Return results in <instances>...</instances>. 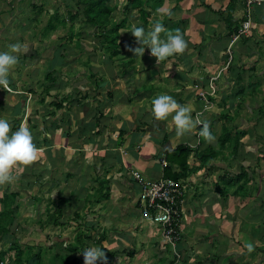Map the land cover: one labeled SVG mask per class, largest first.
Instances as JSON below:
<instances>
[{
  "label": "crops",
  "instance_id": "crops-1",
  "mask_svg": "<svg viewBox=\"0 0 264 264\" xmlns=\"http://www.w3.org/2000/svg\"><path fill=\"white\" fill-rule=\"evenodd\" d=\"M186 2H170L172 7L175 3L180 5L170 17L184 21L182 27L188 43L183 53L158 62L150 48L146 47L133 74L128 77L109 74L107 80L99 82L96 90L90 89L93 83H81L82 91L77 93L76 101L66 98L73 91L74 81L69 84L70 91H66V85L36 99L33 95L38 92V85L19 86L17 77L9 73V84L6 88L0 86V111L4 110L0 114L9 120L10 132L21 124L29 127L33 142L41 149L37 160L28 165L18 163L11 170L15 178L21 177V180L17 178L21 187H32L29 193L33 196L42 189L47 195L53 188L55 193L60 190L65 196H84L85 204L81 211L98 205L94 206L96 210L87 214L85 219L88 221L100 220L105 227H113L112 220L121 218L122 225L133 228L131 234L134 237L145 233L152 239L155 236L154 240L158 242L161 238L159 226L143 218L139 202L140 185L130 173L138 170L145 177L164 176L162 159L166 157V150H173L182 143L195 147L205 144L206 147L211 146L217 155L203 160L192 151L195 162L194 169L185 178L192 182H185L188 188L182 204V225L187 232L186 223H189L191 228L198 230V236L218 228L215 218L219 210H216L222 207V203L224 208L227 207V200L222 202L217 192L208 189L207 180H203L208 162L213 159L222 166L220 170L225 174L227 162L246 164L263 162L264 159L263 139L256 134H260L257 130H262L261 126H264L257 119L264 116L260 113L264 109V0L253 3L249 0H190L191 8H185ZM233 3L235 8L231 11ZM185 12H188L187 18L183 17ZM164 15L162 20H157L159 23L164 20ZM231 16L233 18L230 19ZM245 16L248 20L244 23L250 21L249 33L235 42L234 58L227 65V46L238 33L231 32L233 25H230V20L239 21L240 31L245 25L240 21ZM225 17L229 23L228 19L225 22ZM185 19H188L186 23ZM161 36L166 35L162 32ZM27 60L34 64L33 59ZM99 65L107 67L112 64ZM214 76H218L214 81L215 93H209L208 100L200 97V90L211 91ZM163 92L173 95L182 104H189L193 109V118L200 111L201 119L206 118L210 122L213 134L219 133L217 143L206 142L199 135L198 125L189 132L177 134L174 126L170 125V117L168 121L156 120L151 113L152 98ZM7 95H15L16 101L9 103ZM56 98L64 99L65 108L63 115H57V119L53 113V104L59 103ZM42 99L44 101H40ZM30 100L34 102L30 103ZM245 111H249V115H243ZM225 133L229 137L223 143L221 138ZM219 155L220 158L216 159ZM29 174L31 186L24 182ZM219 179L225 181L218 176L216 182ZM92 191L98 193L90 198L88 196ZM112 204L119 206V217L113 214L115 208ZM221 224L225 233L227 221L221 220ZM114 232L111 231L110 238L114 241L119 238L121 241L116 240L117 243L127 245L131 235L124 234L122 230L115 236ZM182 234L183 242L191 241L192 237L189 238L187 233L185 235L183 230ZM105 236L101 235V238ZM160 241L164 248L162 238ZM185 247L182 248L184 253L186 250V254L193 251L192 247Z\"/></svg>",
  "mask_w": 264,
  "mask_h": 264
},
{
  "label": "rangeland",
  "instance_id": "rangeland-1",
  "mask_svg": "<svg viewBox=\"0 0 264 264\" xmlns=\"http://www.w3.org/2000/svg\"><path fill=\"white\" fill-rule=\"evenodd\" d=\"M113 1L115 2L116 0ZM185 1H187L184 3L185 8H191L189 5L190 0ZM33 2L43 4V9L40 12H33L30 10V5ZM170 2L167 3V7H164V9L162 8L159 14L156 13L157 20H162L161 16H163L164 13H168L172 8L171 4L173 3ZM68 5L69 3H66L65 0H0V51H13L14 54L18 56V63L12 67L10 73H13L15 78L17 77L16 83L19 86L33 84L35 87L37 86L36 82L38 83L39 79L42 80L44 78V74L50 63L47 60V56L53 54V45L59 43V39L57 38L58 34H63L64 32L68 34L69 31L73 32V38H69L70 40H68V44L73 49V59L80 58L78 55L82 52L80 50L82 44L85 43L86 47L87 42L89 45H93L95 42L94 38L87 39V37L81 35L82 26L79 25L78 21H75L72 27L70 23H67L66 26L58 23L59 26L56 30L48 31V21L54 19L53 15L55 16V21L56 18L62 19L70 7ZM187 13L185 12L183 17L187 18ZM35 17L36 20H34ZM157 20L156 22H158ZM187 20L188 19H185V23ZM170 24L171 22L167 23V27ZM121 32L122 34L119 39L121 45L123 44L122 47H124V57L119 56L118 59L124 61L128 58V61L132 58L135 59V57L132 56L135 55L132 49L140 46L137 39H132V37L135 38V36H132L133 34L129 35V33L122 30ZM45 41H47V43H45ZM127 42H129V45ZM16 43H19L21 47L18 50H13L11 45ZM230 43L231 40L227 49ZM36 44L37 49L41 53L44 52L45 48L48 50L45 56L43 55L38 61L31 64L27 58H22L26 52L31 54V49H33ZM103 48L104 46L98 48L94 54L89 55L90 59L86 61L98 67L99 64H96V59H98V63H101V59L105 58V56L100 53V51L105 49ZM227 49L226 53L228 55ZM64 50H66V48H64ZM69 51L70 50H68V52ZM34 55H36L35 57L37 58L38 55ZM92 56L96 59L91 60ZM72 63H74V65L69 68H67L68 66L66 67L67 72L74 70L76 64L77 70L84 67L81 61ZM81 65L83 67H81ZM32 72H34V74H32ZM69 86L70 85L66 87V91H70ZM37 90L38 92H36L33 97L37 99L39 95L44 96L42 87L39 86ZM52 93L54 94L56 92L52 91ZM7 99H9V103H14L17 97L15 95H7ZM58 99L59 98H56V100ZM3 102L5 104V100ZM29 102L33 103L34 101L30 100ZM58 102L61 103L60 100H58ZM60 108L53 107V113L56 119L58 118L57 115H63L65 110L64 105ZM0 113H4V110L0 111ZM260 113L264 115V109H262ZM243 115H249V111H245ZM0 118L6 119L4 114H0ZM254 119L251 120L253 124L256 123ZM257 119L258 123L264 124V116H259ZM261 129L262 130H257L260 134H256L259 138L263 139L261 144L264 145V126H261ZM215 137L216 139L214 142L217 143L219 137L218 132H216ZM199 147L200 149H204L206 145H199ZM216 150L218 151L219 149L216 148ZM219 158L220 155L216 159ZM262 160L263 162L260 160L257 163L246 164H229L227 162L226 171L228 174L226 175L220 170L222 166L216 164L213 159L208 162V170L212 169V167H214V169L211 171L207 169L203 171L205 172L204 175H202L203 180H207L206 182L209 183L208 189L217 192L222 202L227 200V207L224 208V203L221 202L222 207L216 210L221 211H218L219 213L217 212V217L215 218L219 226L215 229H209L207 231L208 233L205 232L198 236V230L195 228L193 229V227L191 228L189 223H186L187 232H185L183 225L182 228L180 227L181 235H183V230V233H187L189 238L192 237L191 241L186 240L184 242H178L177 245L178 248L185 246L187 249L188 247L193 248V251H189V254L187 252L190 257L192 256L189 262L184 261L183 257L177 258L170 245L166 244L165 248H163L160 241L161 238L156 242L154 240L156 238L155 236L154 239H152L149 235H145V233L137 234V236L134 237V234H131L133 228H131L130 225H122L123 220L121 218L117 219L115 217V219L112 220L114 224L113 227H105L103 222H99L100 220H98V222L88 221L85 219L87 214L96 210L97 208L95 209L94 206L98 205L94 204L89 210L85 212L81 211V207L85 204L84 196H65L61 194L65 199L64 201H59L58 193H55L56 189L53 188L47 195L35 191L37 194L32 196L33 198L30 199V202L29 198L32 195L30 194L32 187H21L19 182L21 177L18 176L17 178H20V180L15 178L17 180H14L10 185H0V194L6 189L15 191L18 194H20V191L24 194L17 197L13 204V206L17 205L18 207L15 211L16 217L12 225V230L14 232L7 233L5 236L0 237V250L4 252V255L2 252L0 253V257H4L2 261L0 260V264H18L15 260V251L10 248L11 243L16 241L24 250L21 264H36L38 262V264H60L61 258L59 256L57 257V255L62 254L64 256V254L68 253H71L72 256L77 255V257L81 259L84 257L82 251L91 245L103 246L108 250V252H105L106 259L104 260V264H173V261L175 264H264V159L262 158ZM194 162L195 156H193V154L189 155V170L194 169ZM242 173H246V176L239 178V175ZM187 175H189V171ZM218 176H221L222 179H231L234 183L228 185L225 181L220 179V181L216 182L215 179ZM182 181L190 182L191 180L186 179ZM24 182H26L27 185H32L30 174L24 179ZM22 190H24V192H22ZM97 193V191H92L89 193L88 197L91 198ZM48 196H50V199H53V202ZM20 198H22V200ZM68 199H70V201H67ZM73 200L75 202H73ZM112 205L115 208L113 214L119 217V206L115 204ZM123 205L125 206V204ZM58 207L62 209V213L58 212L62 224H48L50 213L55 212ZM218 207H220L219 204ZM216 211H214V213ZM121 212H123V210H121ZM221 220L227 221V231L225 233H223V229L225 228L222 226ZM122 230L125 231L124 234L131 235L128 237L129 242L127 241V245L117 243L116 240H119V238L115 239V241L110 238L111 231H115L114 234L117 236L116 233ZM142 230L145 232L149 231L145 228ZM79 231L81 232V239H78ZM219 234L223 236L218 237ZM101 235L106 236L101 238ZM119 241H121V239ZM247 241L254 243L253 250H248L246 247ZM187 244L189 245L188 247ZM71 245H75L79 248L77 250L73 249V251L70 248ZM133 249H135L134 254H129L128 252ZM186 251L185 253L183 252V256H186ZM39 253L42 255V259L36 257V254ZM31 255L33 258L30 261Z\"/></svg>",
  "mask_w": 264,
  "mask_h": 264
},
{
  "label": "trees",
  "instance_id": "trees-1",
  "mask_svg": "<svg viewBox=\"0 0 264 264\" xmlns=\"http://www.w3.org/2000/svg\"><path fill=\"white\" fill-rule=\"evenodd\" d=\"M66 3H69L68 6L69 9L66 11V15L62 19H57L55 21V16L53 15L54 19H50L48 21L47 27L48 31H54L59 26L58 23L63 24L66 26L67 23L75 24V21L79 22V25L82 26L81 35H84L83 37L88 38H94L95 42L93 45H89L85 43L81 45V54L78 55L80 58L73 59V49L68 44V40L72 39L73 32L69 31L67 34L64 32L63 34H58L57 38L59 39V43L56 45L54 44V48L52 50L54 51L51 56H48L47 59L50 62L48 69L46 73L44 74V78L42 80L39 79L38 83L36 82V85L38 87H42V92L47 95L50 93V90L56 88H64L66 85L71 84V82L74 81L73 91L71 94L66 96V98H70L71 100H78L77 93H80L82 89L80 88L82 86L81 83H85V85H89V83H93V87L90 89L96 90L100 86V81H105L108 79L109 74H115V75H122L125 77H128L129 75L133 74L136 70L137 62L139 56L132 55L135 57V59L132 58L128 61V59L121 60L118 59L119 56L124 57L123 55V48L120 42V36L122 34V31H125L126 33H129V35H132V32L129 31L132 27V25H143L146 29L156 23V13H160L162 11V8H164L165 4L172 0H116L115 2L113 0H65ZM235 4H231L230 10L232 11L235 6ZM30 10L34 11H41L44 7L41 3H35L33 2L30 5ZM178 5L175 3V5L169 10L168 13L164 15V20L160 23H162L165 26V35L168 31H173L176 28H180L182 31H184V21L181 20L180 22L172 19L170 17V14L177 8ZM58 12V11H57ZM70 13V14H69ZM233 18V16L230 17V19ZM245 16L240 22H243L242 24H245L244 22L248 20V18ZM225 22L227 23V17L224 18ZM36 20V17L34 18ZM33 20V21H34ZM38 20V18H37ZM171 22L170 25L167 27V23ZM229 23V19H228ZM241 24V25H242ZM230 25H233V29L231 32L237 33L239 32V21L230 20ZM244 26V25H243ZM71 30V28H70ZM249 33V31H248ZM247 33V34H248ZM246 34V35H247ZM43 35V34H42ZM134 36V35H132ZM246 36H244L245 38ZM70 38V39H69ZM104 40V41H102ZM87 41V40H86ZM120 42V43H119ZM47 43V41H45ZM129 45V42H127ZM81 44V43H80ZM34 45V44H33ZM102 45V46H101ZM104 46V50L100 51L101 55H104L105 58L101 59L100 64H106L107 62H111V66H105L101 67V65H98V67L93 66L92 64H89L87 61L90 59L89 55L94 54V52L98 48H102ZM34 47V46H32ZM91 47V48H89ZM66 48V50H64ZM29 50V49H28ZM68 50H70L68 52ZM32 53H24V56L22 59H33L34 62L39 60L44 54H46L47 48H45L44 52H40L37 49L36 46L31 49ZM37 54V58L35 57ZM84 56V57H83ZM103 57V56H102ZM155 59L156 57L153 56ZM92 56L91 60H94ZM157 59V58H156ZM87 60V61H86ZM96 64L98 62V59H96ZM81 61L84 67L81 65V69L77 70V64L75 65L74 70H70V72H67L66 67L69 68L74 63ZM135 62L134 64H132ZM118 75V76H120ZM80 79V80H79ZM106 84V83H105ZM62 93H60L61 95ZM64 98V96H62ZM61 101V103L53 104L55 107H62V102L64 99H58ZM44 101V99L40 100ZM73 106V105H72ZM199 128L202 127V125H198ZM228 133L223 134L221 138V142L225 143L229 137ZM235 143H238L237 140L234 141ZM236 147V146H235ZM192 151H195L197 153V156H199L200 159L203 160H209L217 155L216 151L211 147L207 146L204 149H200L199 147L191 146L190 144L182 143L178 145L173 150H166V157L167 165L164 166V177L167 178H173L175 180H183L188 175L189 170V163H188V157L191 155ZM226 171V170H225ZM228 174L227 171L224 175ZM246 176V173H242L239 175V178H242ZM25 178V176L23 177ZM225 183L228 185H231L234 183L231 179H225ZM60 189V187H59ZM44 189L41 190V194H44ZM18 194L15 191H9L6 189L0 194V237L5 236L7 233L14 232L12 230V225L14 222V218L16 217V210L18 209L17 205L13 206L15 199L17 197H20L24 194H22L20 191ZM61 191L58 190V200L64 201V197L61 195ZM33 195L30 196L29 201ZM35 196V195H34ZM44 198V196H43ZM50 199V196H48ZM22 200V198H20ZM53 202V199H50ZM59 213H62L61 208H57L55 212L50 213L48 218V224L53 225H60L62 224ZM80 231L78 232V239L80 238ZM183 235H181V238L178 240V242H181L183 240ZM103 247V246H102ZM11 249L15 251V260L18 264H21V260L24 255L23 247L20 246L17 241L11 243L10 246ZM70 248L78 249L79 247H76L75 245H71ZM104 248V247H103ZM183 247L180 248V252L182 254ZM105 252H108L106 248H104ZM74 251V250H73ZM4 252L0 250V253ZM134 250H131L128 252L129 254L133 255ZM59 254V253H57ZM37 258L42 259V255L36 254ZM61 258L60 264H84V257L79 259L77 255L72 256L71 253L64 254V256L61 254L57 255V257ZM184 258V261L189 262L190 255L186 256L182 255ZM4 258L3 256L0 257V260L2 261ZM33 258V256H30V261ZM105 259H100L97 261V264H104ZM185 262V263H187ZM39 263V262H38ZM36 263V264H38ZM173 264L174 261H173Z\"/></svg>",
  "mask_w": 264,
  "mask_h": 264
},
{
  "label": "clouds",
  "instance_id": "clouds-1",
  "mask_svg": "<svg viewBox=\"0 0 264 264\" xmlns=\"http://www.w3.org/2000/svg\"><path fill=\"white\" fill-rule=\"evenodd\" d=\"M129 31L137 38L140 45L132 49L136 56L143 57L147 47L150 48L151 54L157 58V61L161 62L170 56L183 53L187 48L188 42L180 28L168 31L164 37L161 36V33L165 31V26L159 22L150 25L147 29L142 24H134ZM20 47L19 43L11 45L13 50H18ZM18 59L13 51H0V86L6 88L9 84V73L12 67L18 63ZM192 111L189 104L180 103L167 92L152 98L151 113L156 120L168 121L170 117V125L174 126L177 134L189 132L196 125H202L199 135L208 143L214 142L216 137L210 129V122L206 118L201 119V113H197L194 119ZM10 128V122L0 118V185L12 184L15 180L11 174L13 167L18 163L31 164L39 158L41 151L33 142V135L29 127L21 124L18 129L11 132ZM162 164L163 166L167 165L165 158L162 159ZM178 181L185 183L182 180ZM246 247L251 251L254 248V243L247 241ZM82 253L84 264H97L98 260L106 259L105 250L99 245L88 246Z\"/></svg>",
  "mask_w": 264,
  "mask_h": 264
},
{
  "label": "built area",
  "instance_id": "built-area-1",
  "mask_svg": "<svg viewBox=\"0 0 264 264\" xmlns=\"http://www.w3.org/2000/svg\"><path fill=\"white\" fill-rule=\"evenodd\" d=\"M255 1L259 0H249V3ZM249 29L250 21H247L244 27L232 37L230 46L227 49L229 56L227 65H229L234 58L232 48L235 42L243 35H246ZM217 78L218 76L212 77L210 92L202 90L198 92L200 97L208 100L209 93H215L214 81H216ZM197 113L201 112L198 111ZM164 164H166V162H164ZM130 176H132L140 185L139 202L143 218L159 226V232L165 246L166 244L170 245L174 251V255L177 258H181L182 253L177 245L178 240L181 238L180 227L183 215L182 204L186 196L185 192L188 185L164 176L156 178L145 177L138 170L132 171Z\"/></svg>",
  "mask_w": 264,
  "mask_h": 264
}]
</instances>
